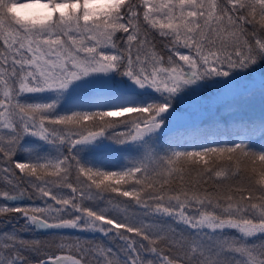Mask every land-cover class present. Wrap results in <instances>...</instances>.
I'll use <instances>...</instances> for the list:
<instances>
[{
  "label": "snow or ice",
  "instance_id": "1",
  "mask_svg": "<svg viewBox=\"0 0 264 264\" xmlns=\"http://www.w3.org/2000/svg\"><path fill=\"white\" fill-rule=\"evenodd\" d=\"M0 185V264H264V0H0Z\"/></svg>",
  "mask_w": 264,
  "mask_h": 264
},
{
  "label": "rangeland",
  "instance_id": "2",
  "mask_svg": "<svg viewBox=\"0 0 264 264\" xmlns=\"http://www.w3.org/2000/svg\"><path fill=\"white\" fill-rule=\"evenodd\" d=\"M256 108H257V111H258V102H257ZM0 186H2V185H0ZM21 223H23V221H21Z\"/></svg>",
  "mask_w": 264,
  "mask_h": 264
},
{
  "label": "trees",
  "instance_id": "3",
  "mask_svg": "<svg viewBox=\"0 0 264 264\" xmlns=\"http://www.w3.org/2000/svg\"><path fill=\"white\" fill-rule=\"evenodd\" d=\"M0 227H2V225H0Z\"/></svg>",
  "mask_w": 264,
  "mask_h": 264
}]
</instances>
